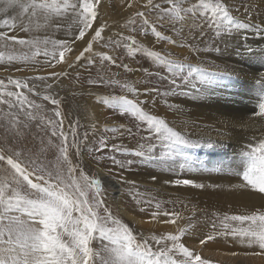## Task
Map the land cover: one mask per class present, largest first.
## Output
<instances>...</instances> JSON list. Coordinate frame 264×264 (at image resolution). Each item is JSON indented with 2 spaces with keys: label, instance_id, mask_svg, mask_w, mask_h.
Returning a JSON list of instances; mask_svg holds the SVG:
<instances>
[{
  "label": "snow or ice",
  "instance_id": "snow-or-ice-1",
  "mask_svg": "<svg viewBox=\"0 0 264 264\" xmlns=\"http://www.w3.org/2000/svg\"><path fill=\"white\" fill-rule=\"evenodd\" d=\"M252 3L264 8V0H249V4L245 5L247 10H251ZM237 4L243 5L244 0H235L233 4L229 0H146L145 10L137 9L134 16L130 13L127 23L132 32L147 36L150 31L156 40L175 44L174 39L158 30V25L162 27L167 23L180 34L189 19H199L200 23H194L192 27L201 36L206 34V27L211 36V46L203 49L193 47V50L215 52L222 57L227 51V38L233 35L235 29L253 27L264 37V27L250 21L241 22L232 14L231 8ZM126 7L132 8L133 3L126 0ZM100 9L101 0H2L0 46L7 48L11 41L12 45L27 47L31 53L8 55L9 61L27 63L42 54L45 57L43 65L38 67L34 63L33 71L55 68L57 65L73 68L80 61L96 65L97 59L101 70H104L106 62L121 65L112 55L95 52L94 46L103 42L104 47L112 49L120 47L121 41H131V45H123L129 55L144 51L160 64L168 65L172 75L162 79H167L175 87L161 92L160 95L164 97L177 95V89L184 86L195 89L197 95L193 99H210L216 94V88L226 87L228 82L251 75L252 83L248 91L254 103L250 111L260 121H264V71L245 73L240 61L229 63L221 60L209 66H193L162 59L160 52L148 51L130 35L118 34V38L109 37L106 40L103 33L107 24L97 23L102 15ZM52 31H62L67 38L52 39ZM16 32L27 33L30 38H19L14 34ZM217 40L225 47L221 48ZM78 41L82 44H78ZM69 53L75 54L66 55ZM231 55L246 58L245 63L264 67V47L245 43L233 50ZM184 59L186 61L187 57ZM3 60L4 55L0 53V61ZM122 66L125 71H134L127 64ZM143 71L152 75L147 69ZM66 75L68 73L63 68L50 73L53 78ZM29 79L45 81L47 77L24 80L9 77L8 83L16 89H27L28 94L39 95L36 86L29 85ZM177 79L182 84H178ZM102 82V79L88 80L91 85ZM108 83L115 84L117 81L109 80ZM197 84L203 86V90ZM3 87L4 82L0 80V88ZM45 87L51 89L52 83H46ZM122 87L136 94L134 86L125 84ZM157 91L159 89L155 87L146 88L145 94ZM42 99L57 106L53 117H47L42 105L30 100L23 91L0 92V105L7 106V111L0 109V128L4 129L5 141L0 143V264H212L202 256V252L203 246L216 240V234H201L196 237V242L189 244L185 237L194 235L196 221L189 217L187 224L179 223L186 217L175 209L169 210L163 206L164 203L174 204V201L155 203L148 221L155 228L148 236L143 233L137 236L136 229L114 215L101 196L102 181L90 179L83 170L81 145L87 146L88 131L85 130L81 135L79 121H69L66 128L67 117L59 109L60 101L50 95H44ZM147 102H134L123 96L118 101H104L109 107L118 108L122 114H130L134 121H139L135 124L138 129L147 124L146 131L149 133L145 138L147 146L141 143L138 149L129 151L114 144L111 151L122 150L128 155L139 157L142 163L157 162L160 166L168 161H182L179 163L180 169L193 170L195 162L188 150L217 145V140L210 134L197 136L187 131L188 120L170 126L166 119L150 115L143 107ZM177 113L186 115L183 108H177ZM218 123L224 125V130L213 126L212 131L221 140L228 138L229 124L232 129L248 126V121L234 114L230 115V119ZM92 129L95 130L94 124ZM105 131L116 133L118 129L114 127ZM128 131L131 132V129ZM107 147V140L102 138L95 151L102 152ZM241 157L242 168L236 171V175L242 176L243 182L231 185L229 194L249 201L258 200L261 204L248 215L225 217L231 221L250 222L247 228H233L228 233L232 236L231 243L239 245L240 250L227 255L238 258L234 264H255L257 259L264 264V139L250 146V150L242 152ZM106 159L121 168L134 163L131 159L122 162L114 155ZM167 167L171 170L172 164H167ZM218 170L224 171V167ZM150 178L158 180L155 175ZM125 182L135 184L134 181ZM163 183L224 191L219 183L204 184L186 178L164 180ZM93 187L95 192L90 198L89 189ZM137 202L141 205L147 203L150 207L152 205L151 200ZM140 211L146 209L141 206ZM162 225L169 227L161 228Z\"/></svg>",
  "mask_w": 264,
  "mask_h": 264
},
{
  "label": "rangeland",
  "instance_id": "rangeland-1",
  "mask_svg": "<svg viewBox=\"0 0 264 264\" xmlns=\"http://www.w3.org/2000/svg\"><path fill=\"white\" fill-rule=\"evenodd\" d=\"M130 2L133 3L132 8L126 7V0H101V4H105L111 17L107 27L105 28V32L103 33L106 40L109 37L118 38V34H123L125 36L130 35L133 36L136 41L148 51L160 52L162 59L184 62L193 66H209L215 60V62L226 60L227 62L229 61V63H235L239 60L240 66L242 65L245 73L250 74L256 70L264 71V67L259 64L251 65L249 63H245L244 60L246 58L241 56L233 55L232 58H228V50V52H225L226 54L224 53L223 57L219 56V54L215 52H207L202 50L199 52L194 51L193 47L203 49L206 46H211V36L209 34V30L205 27L206 34L201 36L192 27L194 23H200L199 19L194 21L189 19L188 24L184 27V31L180 34H177L175 31H173L171 25L167 23H165L162 27L158 25V30H161L163 34L170 37L171 39H174L176 41L175 44H170L167 41L156 40V38L151 35L150 31L147 36H144L142 33L130 31V26L127 23L130 13L134 16V13L137 9L144 11V4L146 3V0H130ZM229 3H235V0H229ZM248 4L249 0H244L243 5L237 4L235 7L231 8L232 14L236 18L240 19L241 22L249 21V19L252 18L251 15L255 14V11L252 13L251 10L249 11L246 9L245 5ZM152 18L154 19L155 17ZM177 27H179V25H177ZM238 30L239 29H235L233 35L227 38V46L231 45L229 48L227 47V49L232 47L233 40H237L235 34H239ZM14 34L22 39L30 38L29 35L25 33L16 32ZM50 37L52 39L61 40L67 38L62 31H52L50 33ZM41 38H43V36H41ZM77 43L82 44V42L79 41ZM125 43L131 45V41H121L120 47L112 49L104 47L103 42L94 46L95 52H105L109 55H112L113 57L117 58V64L121 66L110 65L106 62L105 69L101 70L99 60L97 59L96 65H88L86 62L80 61L73 68L57 65L55 68L44 69L42 71H33V64L36 63L38 67L42 66L45 57L41 54L40 56H36L34 61L30 60L27 63H21L16 60L9 61L7 58L8 55H31L27 47H23L18 44L12 45V42L10 41L7 48L0 46V53L4 55V60L0 61V80L4 82V87L0 88V92L23 91L24 94L29 95L30 100L42 105L47 117L54 116V110L57 106L51 104L50 101H44L42 97L44 95H50L60 101L61 104H59V106H63L62 108L66 107L64 112L62 111L67 117L65 120V127L67 128L69 121L73 123L79 121L80 125L82 126L79 128L81 135H83L85 130L88 131L89 142H87L86 147L81 145L84 172L89 175L90 179H100L95 170L100 168L106 177L118 182L121 185V202L132 214L142 217H146L148 215L150 216V213L152 210H154L155 203L157 201H174V204L164 203L163 206L169 210L175 209V211L181 212L186 217L185 220L180 221L179 223L187 224V218L189 217L196 221L194 225V235L192 237H185L189 244L196 242V237L200 236L201 234L206 235L209 232L216 234V240L209 241L208 243L231 242L232 236L228 233H230L233 228H247L250 222L231 221L230 219H225V217H231L232 215H248L254 212L256 208L260 207L261 204V202L258 200L249 201L239 197L238 195H231L229 194L228 190L231 185L243 182L242 176L236 175V171L242 168L241 153L245 150H250V146H255L262 138L259 136L258 131L255 130V132L250 133L254 135L242 134L240 136V133L238 136L233 134L235 137L229 135L228 138H231H226L224 141L217 140L216 136L207 129H203V131L201 130L202 128H199L195 125L193 127L191 126L186 129L190 133H193L197 136H206L211 134L212 137L214 136L213 139L216 138L215 140L219 141L217 142V145L212 148L201 147L188 150L193 161L195 162L193 170H189L187 168L180 169L179 163H182V161H168L164 166H160V164L157 162L142 163L139 157L128 155L122 150L117 152L111 151V147L114 144L122 146L123 149H128L129 151L138 149L141 143L147 146L148 141L145 138L149 135V133L146 131L147 124H145L143 128L138 129L135 124H138L139 121H134V118L131 117L130 114H122L118 108L113 109L109 107L104 103V101H118L121 96L125 97L126 99H131L134 102L136 100L148 101L143 106L145 111H147L150 115L162 117L166 119L167 122H169L170 126H175L180 122L177 117H174V115L177 113V108H180V105L177 103V101L179 98L183 99L190 97L192 92L196 93L195 89L182 86L181 88L177 89V95H170L167 97L160 95L161 92L167 90L168 88L175 87L174 85H170L167 79H162V77H171L172 75V73L168 70V65L160 64L158 61H155L153 58L149 57L144 51L135 52L134 54L129 55L127 49L123 47ZM216 43L221 48L225 47V45L220 43L219 40H217ZM246 43L252 45L253 47H264V37H261L258 34L254 38L247 40ZM189 45H192V47ZM73 47L75 48V45ZM48 48L51 50V45H49ZM74 54L75 53H69L66 55ZM185 57H187L186 61L184 59ZM234 58H236V61ZM123 64H127L130 68L134 69V71H125L122 66ZM17 68H22L23 70L16 71ZM62 68L68 73V75L58 78H53L50 76L51 72H59ZM143 69H147L149 73H152V75L146 74ZM174 71H178V69H174ZM37 76L47 77L45 81H41L39 79H29L28 81L30 86L33 84L36 86V91L39 93V95L28 94L27 89H16L8 83L9 77H11L13 80H24L26 78ZM89 79H102L103 82L96 85H91L88 83ZM247 79L249 83L244 82V84L250 85L252 83L251 75H247ZM109 80L117 81V83L113 84L112 86H106ZM46 83H52V88H46ZM177 83L182 84V81L177 79ZM125 84L134 86L137 90L136 94L127 91L126 87H122V85ZM114 85H118L120 89ZM241 85L242 84L238 83L236 80L228 82L227 86L229 87L227 90L230 89V93H235V95L237 93H243L238 92L241 91L239 89L242 87ZM153 87L158 88L159 91L145 94L146 88ZM197 87L203 89V86L200 84H197ZM235 87H237V89ZM248 89L249 86H246L245 90L247 92H249ZM181 93H188V95L186 96ZM247 94L248 93L245 92L243 95L247 96ZM85 97H89L90 99L92 98L94 107L100 108V106H102L103 109H101V117L105 116V119H108H103L104 121L112 120L111 123L99 124V126H95V130L91 128L92 126H84L81 124L79 113L82 112V103ZM242 97L243 96L235 97L237 102L233 100L231 103L232 109L239 110V112L244 111V113L247 112L248 115L253 116L254 114L250 111V109L253 106L254 99L249 101L248 99H245L246 97ZM0 109L7 111V106L0 105ZM28 110L34 111V109ZM74 110L77 111V114L74 113ZM114 127L118 129L116 133L105 131V129H111ZM128 129H131V132H129ZM33 132H35V129H33ZM102 138L107 140L108 147L102 152L95 151V149L99 147V141ZM4 142V133L0 130V143ZM160 150L161 149H158V151ZM113 155L117 160L122 162H126L127 160L131 159L134 161V163L130 166L126 164L124 168H121L118 164H113L110 159H106V157ZM98 159L99 162H97ZM167 164H172L171 170L167 167ZM221 167H224V171L218 170ZM152 175L157 176L158 180L153 181L150 178ZM134 176H136V179H134ZM128 177L130 179H128ZM177 178L193 179L204 184L219 183L222 185L224 191H221V189L210 188L204 190L183 186L177 187L172 184L162 185L164 180H175ZM125 181H134L135 184L127 183ZM94 192V187L89 189L90 198ZM137 193L139 194L138 196ZM110 194L109 186H107L102 181L101 196L106 206L111 209L114 215L118 216L124 222L136 229L137 231L135 234L137 236H139L140 233H143L144 236H148L155 228V225L149 223L147 228H137L130 220L124 217L118 211V209H116V205L114 204L112 195ZM137 200H151L152 205L151 207L147 203L141 205L137 202ZM141 206H143L146 211H140ZM100 211L101 214H103L102 209ZM213 224H215V227H213ZM225 225H227V227H225ZM165 227L169 226H161V228ZM220 233H225V235H221ZM208 260H210L212 264H224L216 263L212 259Z\"/></svg>",
  "mask_w": 264,
  "mask_h": 264
},
{
  "label": "bare ground",
  "instance_id": "bare-ground-1",
  "mask_svg": "<svg viewBox=\"0 0 264 264\" xmlns=\"http://www.w3.org/2000/svg\"><path fill=\"white\" fill-rule=\"evenodd\" d=\"M0 2H2V0H0ZM100 11H101L102 15L98 18L97 23H99V24H108V22L110 21L111 17L109 15L108 8L105 6V4H101ZM251 11H252V13L255 11V14L251 15L252 18L249 19V21L252 24L260 25L261 27H264V23H262V22H264V8L257 7L256 3H252ZM245 20H247V19H245ZM21 33H24V32H21ZM238 33L239 34H235V37H237V40H233L232 41L233 43L231 42L232 43V47L230 49H227L229 51V52L227 51L228 52V54H227L228 58H232L233 55H231V53L239 45H243V43H246L247 40L252 39V38H254L255 36L258 35V33L256 32L255 28H253V27L241 28V29L238 30ZM25 34H27V33H25ZM41 36H42V34H41ZM229 46H231V45H229ZM229 46H227V47L229 48ZM235 59L236 58H234V60ZM241 67H242V65H241ZM246 70H247V68H246ZM249 79H250V76H249ZM236 81H238V83L242 84L241 85L242 87L239 86L240 87L239 89L241 91H238V92H243V93H239V94L237 93L235 95V93L231 92L232 93L231 94L230 91H229L230 89L227 90V88L229 86H226V87H223V88H216L215 89V93L216 94L214 96H212L210 99H193V96L197 95V93H195V92H192L190 97L183 98V99L179 98L177 103L180 105V108L184 109V112L186 113V115L182 116V115H179L178 113H176L174 115V117H177V119H179L180 121L181 120H188L189 124L187 125V129L189 127H191V126L193 127L195 125V126H197L199 128H202L201 130L207 129L208 131H210L211 133H213L216 136L217 140H221V139H219V136L217 135V133L215 131H212V128L214 126L216 128L221 129V131H223L224 130V125L218 123V121L230 119V115L234 114V115H238V116L242 117L244 120L248 121V126H246L244 128L232 129L231 125L229 124L228 127H229V131H230V134H229L230 136L231 135L234 136L235 134L238 136V134H240V133H241L240 136L242 134L254 135V134H250V133H253L256 130V131H258L259 136L262 139H264V121H260L259 117H256L253 114H252L253 116H251V115H248L247 112L244 113V111H240L239 112V110L232 109L231 103L233 102V100L236 99L235 98L236 96H238V97L243 96L242 98L246 97L245 99H248L249 101H252L254 99V98H250V93L245 90L246 86H250L248 84H244V82H248L247 76L242 77L240 79H237ZM112 85L113 84H109V83L106 84V86H112ZM114 86H116L118 89H120V87L118 85H114ZM235 88L237 89V87H235ZM245 92L248 93L247 96L243 95V94H245ZM60 104H61V102H60ZM82 104H83V108H82V112L79 113L80 114L79 115V119H80L81 124H83L84 126H87V125L92 126L93 124L95 126H99V124H104V123L109 124V123H111L112 120L111 121H104V120H108V119H105V116L101 117V115H102L101 109H103V107L102 106H100V108L94 107L92 98L90 99L89 97H85L83 99V103ZM248 104H249V102H248ZM62 107L63 106H59V109L64 112L66 107H64V108H62ZM74 113L77 114V111L74 110ZM0 130H1V132L4 133V129L3 128H0ZM207 130H206V132H207ZM207 134H209V133H207ZM213 138H214V136H213ZM230 138H228V139H230ZM224 140L225 139H223V141ZM217 142H219V141H217ZM95 170H96L97 175H99V178L107 186H109L110 193H111L110 195H112L113 202L116 205V209H118V211L124 217H126L128 220H130L137 228H143V227L147 228L148 224H149L148 221L150 220V216L148 215L146 217H142V216H137V215L132 214L123 205V203L121 202V197H120L122 195L121 194V188H120L121 185L118 182H115V181L111 180L109 177H106L103 174L104 172H102V170L100 168H97ZM134 177H135L134 179H136V176H134ZM128 179H130V178L128 177ZM137 181H138V179H137ZM163 184H165V183L162 182V185ZM141 221H143V222H141ZM203 248H204V251L202 252V256L203 257L208 258V259H212L216 263H224V264H234L235 260L238 259V258H234V257H232L230 255H227V253H230L232 251H239L240 250V246L239 245H236V244H233V243L231 244V242H226V243H207L205 246H203ZM255 264H261L259 259H257L255 261Z\"/></svg>",
  "mask_w": 264,
  "mask_h": 264
}]
</instances>
